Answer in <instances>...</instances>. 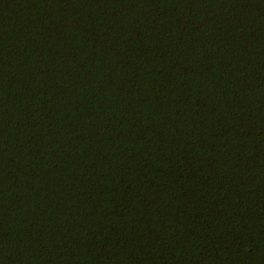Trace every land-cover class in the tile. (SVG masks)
<instances>
[{"label": "trees", "instance_id": "trees-1", "mask_svg": "<svg viewBox=\"0 0 264 264\" xmlns=\"http://www.w3.org/2000/svg\"><path fill=\"white\" fill-rule=\"evenodd\" d=\"M0 264H264V0H0Z\"/></svg>", "mask_w": 264, "mask_h": 264}]
</instances>
